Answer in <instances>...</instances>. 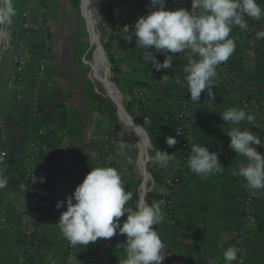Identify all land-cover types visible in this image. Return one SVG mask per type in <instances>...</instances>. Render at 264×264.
<instances>
[{"label":"crops","instance_id":"1","mask_svg":"<svg viewBox=\"0 0 264 264\" xmlns=\"http://www.w3.org/2000/svg\"><path fill=\"white\" fill-rule=\"evenodd\" d=\"M42 1L13 0L16 15L10 25L0 26V156L8 165V184L0 189V216L5 218L0 230V264H121V257L111 248L116 245L125 247L123 235L107 240L101 238L87 246L78 244L75 261L71 262L66 258L67 247L71 243L55 226L60 213L65 210H57L56 202L71 195L75 189L71 184L75 187L80 184L91 168L108 167V149L103 139L106 121L90 113L86 82L84 88L75 82L80 80L81 75L77 63L71 61L75 71L72 80L67 76L70 72L62 73L65 78L54 77L53 73L59 67L53 63H46L44 79L38 80V68L44 64L46 53V42L38 20L44 13ZM49 1L47 14L54 10L58 2ZM182 1L186 9L190 8V0ZM256 2L264 8V0ZM95 4L100 8L107 26L105 42L108 41L114 57L118 70L116 77L124 82L144 78L150 82L139 91L148 100L143 127L126 114L131 124L121 121L123 129L113 147L115 168L122 176L126 191L131 193L137 187L138 179H141L138 189L148 190L152 186L150 172L166 177L171 174L176 161L167 168L162 167L154 161V148L168 152L174 147L166 144V137H175L177 115L184 106L191 114L186 129L189 147L198 143L208 147L209 151H218L224 167L222 173L201 178L189 170L187 162L184 165L182 188L172 196L171 214L164 216L158 224L166 255L163 264H208V257L217 264L223 257V251L231 246L234 236L244 230L252 231L246 245L244 264H264V188L260 198L252 204L256 223L254 227L246 226L242 221V207L249 188L238 175L239 165L246 160L229 148L227 133L232 126L220 117L228 108H242L243 101L258 105L254 123L261 127L264 150V40H255L256 33L264 30V18L255 20L248 17L250 37L247 38L241 37L237 26H234L230 35L236 50L228 61L218 65L206 96L209 98L201 96L195 105L187 89L176 84L177 78L183 79L184 76L183 56L172 54L176 56L173 69L157 72L146 62L147 51L137 48L134 37L129 41L132 33L123 30L125 25L132 26L138 17L147 13L148 0H95ZM166 7L169 10L177 8L174 0H167ZM110 9H116L113 13V32L107 24V11ZM15 33L19 34L25 47V66L19 89L13 79L14 66L22 47ZM153 54L160 62L163 61L164 56ZM147 66L149 72L146 71ZM100 67L103 72L99 81L105 90L102 59ZM146 73L148 76H145ZM49 78L57 81L65 79L62 85L72 90L65 127L55 107L53 92L46 87ZM81 81L83 83L82 77ZM39 83L41 88L37 90ZM212 87L215 89L212 90ZM115 99L119 102L118 94ZM119 117L126 120L122 113ZM254 123L245 121L240 127L250 128L257 135ZM44 125L47 127L44 128ZM40 131L43 136L38 135ZM31 142H35L41 150L38 179L49 176V180L38 181L40 188H45L47 193L39 189L36 196L37 208L30 214L36 230L32 244L26 248L22 242L25 213L20 175L24 168L23 156ZM121 153H126V156L123 158ZM124 219L126 217H121V222ZM184 223L191 224V230L188 238L181 241ZM184 244H190L191 249Z\"/></svg>","mask_w":264,"mask_h":264},{"label":"clouds","instance_id":"2","mask_svg":"<svg viewBox=\"0 0 264 264\" xmlns=\"http://www.w3.org/2000/svg\"><path fill=\"white\" fill-rule=\"evenodd\" d=\"M166 4L167 0H149L147 13L138 17L132 26L125 25L123 30L132 33L129 41L134 37L136 47L147 51L145 59L157 72L173 69L176 56L172 54L183 56L184 76L177 78L176 84L186 88L191 102L197 105L201 94L212 85L217 66L228 61L236 50L230 35L234 26L248 29L245 17L261 20L264 8L256 0H190V8L174 10H169ZM15 15L13 0H0V26L10 25ZM255 40H264V30L256 33ZM153 52L164 56L163 61ZM220 117L232 126L227 133L229 148L246 160L239 165L238 175L250 190L264 188V153L256 148L262 146L261 140L250 128L240 127L245 121L251 124L254 117L236 107L226 109ZM177 135L181 134L177 132ZM177 143L175 137H166L169 147ZM154 152V161L165 168L176 159V153L155 148ZM187 164L189 170L201 178L224 171L219 152L209 151L198 143L191 144ZM7 170V163L0 156V189L8 184ZM36 180L34 177L33 182ZM39 180L44 182L43 177ZM131 198L132 193L126 191L116 168H91L71 195L56 202L57 210H65L55 226L73 246H87L101 238L107 240L123 235L127 254L121 264H163L164 244L153 226L164 219V201L142 203L132 211L126 206ZM121 217L126 219L121 222ZM238 251L236 247L224 250L225 264H233ZM208 264H215L211 257Z\"/></svg>","mask_w":264,"mask_h":264},{"label":"trees","instance_id":"3","mask_svg":"<svg viewBox=\"0 0 264 264\" xmlns=\"http://www.w3.org/2000/svg\"><path fill=\"white\" fill-rule=\"evenodd\" d=\"M66 1L69 3V5L76 12L79 13L81 21H83L85 15L88 13V10L84 6V3L81 4L80 0H66ZM49 2H50L49 0H43L42 1L41 6H42V10L44 12L47 11V9L49 7V5H48ZM107 17H108L107 24L113 32L115 30V28H114V20H115L114 18L115 17H114L112 9L107 11ZM247 23H248V20H247ZM44 29H45V32H47V34L49 35V29L48 28H44ZM82 30H83V33L85 34L86 33L85 25H82ZM103 48L105 50V54H106V56L108 58V62L110 64L111 81L118 87V89L122 95V103L121 104H122L124 112L128 116H130L132 119H135L138 122H140L141 126L143 127V120L147 114L146 105L148 103V100L146 98H144L143 96L139 99L136 98V96H137L136 93L143 90L150 82H148L147 79H145V78L142 80H133V81H128V82H124V81L120 80L119 78H117L116 75L118 73V70L115 66L113 54L110 53V45H109L108 41H106L104 43ZM99 51H100V55H101V50H99ZM147 55H148V53H146V56ZM146 62H148V61L146 60ZM146 71L149 72L148 66H147ZM150 73H152V72H150ZM145 76H148V74L146 73ZM49 83H50L51 90H52L53 95H54L55 107L58 110V113H59V116L61 119V124H62V126L65 127L67 124V120H68L67 119V114H68V111H67L68 107L67 106L70 103V97H69V95L65 94L64 90H62L63 89L62 85L59 84L57 80L49 78ZM211 89L214 90L215 87H214V89H213V87ZM208 90H209V88L207 89V93L204 96V98L207 96ZM86 96H87L88 103H89L90 113L94 114V115L101 116L106 121L105 126L107 127V129H109V130H107L108 131L107 135L109 136V139L106 141V145H107V149H108V153H107L108 154V167L115 168V157H114L113 147H114L116 139L118 138L119 134L122 132V129H123V124L119 120V118L117 117V107L114 104V102H112V100L101 98L96 93H94L90 87L87 88ZM206 98L208 99L209 97H206ZM43 127L45 128L47 126L44 125ZM103 136H104V132H103ZM165 152H166V150H165ZM168 152L173 153V148L171 150H169ZM186 162H187V160L180 163L179 165H175L173 167L174 173H172L171 176H177V178H178L177 183L175 185V191L182 188L183 167L186 164ZM37 165H38V169H39L40 159L37 161ZM150 176L152 179L151 190L141 191L140 188L138 189V186L141 183V179L137 180V187L131 192L132 198L128 202V204L126 205L132 211H135L137 209V207L142 203L152 204L154 202L160 201L164 197V194L161 193V190L164 189V187L166 186V176H161V175H159L157 173H153V172H150ZM20 179H21L22 184H24V183L26 185L29 184L28 181L24 179V176L22 174L20 175ZM44 180H49V176H48V178L46 176H44ZM34 186H36L35 189H42V186L40 188L39 184L34 185ZM43 189L45 191L44 193H47V190L45 188H43ZM35 199H36V195L31 198V201L33 204L31 211H35L37 208V203H36ZM162 211L164 214H166V209L164 206H162ZM174 224H177V222L174 221ZM178 224H179V222H178ZM182 225L183 226H182L181 241H185L189 236V232L191 230V224L184 223ZM153 227L159 233V236L161 238L158 224L154 225ZM34 230H36L35 223H34ZM244 232H247V230L246 231L244 230ZM238 236H239V234H236L234 236L230 247H235L234 242ZM184 247H186L187 249H191L190 244H184ZM111 249H113V251L118 256L121 257L122 261L126 258L127 253H126L125 247L123 248L121 246L116 245ZM217 264H224V258L222 257L221 260Z\"/></svg>","mask_w":264,"mask_h":264},{"label":"built area","instance_id":"4","mask_svg":"<svg viewBox=\"0 0 264 264\" xmlns=\"http://www.w3.org/2000/svg\"><path fill=\"white\" fill-rule=\"evenodd\" d=\"M149 2V0H148ZM174 3L176 4L177 8L179 7H184L185 5L183 3L182 0H174ZM113 13L116 12V9L112 10ZM246 21L248 20V17H245ZM237 31L239 33V35L241 37H250V30L249 28L246 30H242L239 28V26H237ZM17 38H18V42L21 45V50L22 52L18 55L17 59H16V71H15V85L16 88L19 89V87L22 84V78H23V69L25 66V61H24V55H25V48L24 46V41L21 39V37L19 36V34L15 33ZM44 64H41L38 68V80H42L44 79V73H45V69H44ZM218 69V66H217ZM216 69V72H217ZM228 80H232V78H228ZM46 87L48 89L51 90V86L50 83L48 82L46 84ZM41 88V84L39 83L37 85V90H39ZM207 93V89L204 91V93L201 94L202 97H204ZM143 96V92H139L138 93V99L141 98ZM36 104L34 103V106ZM258 105L252 103V102H247V101H243L242 102V108L248 113L251 114L253 117H256L257 112H258ZM36 110V109H35ZM34 115H36V113H34ZM190 111L187 107H183L181 108V110L179 111L178 115H177V127H176V131H175V137L178 141V143L176 145H174L173 147V153H176V163L177 165H179L180 163L186 161L189 157L190 154V147L186 138V129L189 126L190 123ZM254 123V120H253ZM255 128L257 130V135L261 140L262 146H256L257 151L258 152H262L264 153L263 150V138L261 136V132H260V125L258 123H254ZM109 129H107V127H104V141L106 142L109 139V136L107 135ZM177 132H179L181 135H177ZM39 136H43L42 132L40 131L38 133ZM39 147L35 142H31L28 145V151L26 150L24 156H23V163H24V168L22 171V175L24 176V179L28 181V185H26L25 183L22 184L21 183V187H20V192L21 195L23 197V204H22V208L24 211V217H23V224H24V228H23V238H22V242L24 247L28 248L33 240H34V234H35V230H34V220L31 218L30 214H31V209L33 207L31 198L33 196H37L39 194V189H35L36 186L38 184V165H37V161L40 159L39 158ZM172 173H174V171L171 172V174L169 176L166 177V186L164 187V197L160 200V201H164V204L162 206L165 207L166 209V214H164V216H170V208L172 205V196L173 194L176 192L175 191V185L177 183V176H171ZM37 178V180L35 182H33L34 177ZM71 187L74 188L75 185L72 183ZM148 190H151V187L148 188ZM261 189H257V190H250L248 189V193H247V197L243 202V207H242V211H243V223L247 226L250 225L252 227H254L255 223H256V219L254 217L253 211H252V204L253 202H255L257 199L260 198V193ZM5 223V218L4 216H0V230L3 226V224ZM173 224V222H171ZM252 236V231L247 230V232H240L239 236L235 239L234 242V246L239 250L238 251V256H237V260L235 262H233V264H244L245 261V256H246V245L248 243V241L250 240V237ZM77 246V245H76ZM76 246H73L72 244L68 245L67 247V252H66V258L67 260L74 262L75 261V255H76ZM225 264V262H224Z\"/></svg>","mask_w":264,"mask_h":264},{"label":"rangeland","instance_id":"5","mask_svg":"<svg viewBox=\"0 0 264 264\" xmlns=\"http://www.w3.org/2000/svg\"><path fill=\"white\" fill-rule=\"evenodd\" d=\"M89 1L94 6L97 14L96 26L94 28L88 25L89 13H87L83 21H81L79 13L73 10L66 0H58L54 7L55 11L51 10L48 14L46 12L40 14V18L38 20L46 42L44 66H47L48 63H53L54 66L59 67L57 71L59 74H57V72L53 73L54 77L58 75L59 77H64L62 73L65 74V72H67L68 74L70 72V75L67 76L72 80V78L75 77V71H73L74 68L71 66V61H74L75 64H78L82 75H80V80H75V82L83 88L86 82L87 86L90 87L98 96L104 99H110L106 94L108 91L107 88L105 87V90H103L99 81L100 74L103 72L100 67V60L104 59L107 64L106 67H108L109 70L107 79L110 83H113L111 81L110 67L107 62L108 58L103 48L107 37V26L100 8L95 4V0ZM86 9L88 10L87 7ZM85 22L86 28H88V33L86 32L84 34L82 25H85ZM44 28L49 29V35L45 32ZM94 33L99 35V43L103 50L102 51L100 49L102 56L100 55V51H95L96 47L98 49L100 45L94 47L91 43ZM15 71L16 68L14 69V73ZM81 77L83 79V83L81 81ZM14 79L13 82H15ZM62 81H65V79H58V83L61 85L63 84ZM62 87L65 94L70 95V91L72 90L68 89L67 86L64 87V85H62ZM71 96H73L72 93ZM121 155L124 158L126 153H121ZM40 157L41 150L39 149V158Z\"/></svg>","mask_w":264,"mask_h":264},{"label":"bare ground","instance_id":"6","mask_svg":"<svg viewBox=\"0 0 264 264\" xmlns=\"http://www.w3.org/2000/svg\"><path fill=\"white\" fill-rule=\"evenodd\" d=\"M80 2H81V4H83L84 3V5L88 8V13H89V18H88V25L90 26V27H92V28H94L95 26H96V20H97V14H96V11H95V8H94V6L91 4V2L89 1V0H80ZM72 8V7H71ZM73 9V8H72ZM74 10V9H73ZM86 16V15H85ZM88 29V28H87ZM91 43L93 44V46L95 47V46H98V45H100V43H99V35L98 34H95L94 33V35H93V37H92V41H91ZM92 46V45H91ZM100 50V48L98 47V49H97V47H96V49H95V51H99ZM94 59V58H93ZM102 62H103V64H104V68H105V74H104V81H105V85H106V87H107V92H109V94H110V97L111 98H113L112 100L113 101H115L116 99H115V97H116V95H117V93H116V91L115 90H113V88H112V86H111V84L108 82V79H107V73H106V61L103 59L102 60ZM106 92V93H107ZM108 94V93H107ZM108 94V95H109ZM116 102V101H115ZM116 103H118V102H116ZM118 112H119V116H120V113H122L123 114V112L118 108ZM124 115V114H123ZM125 116V115H124ZM121 118V117H120ZM125 118H126V116H125ZM122 119V118H121ZM122 121L125 123V124H129V122H128V120H127V118H126V120H123L122 119Z\"/></svg>","mask_w":264,"mask_h":264},{"label":"water","instance_id":"7","mask_svg":"<svg viewBox=\"0 0 264 264\" xmlns=\"http://www.w3.org/2000/svg\"><path fill=\"white\" fill-rule=\"evenodd\" d=\"M85 31L87 32L86 22H85ZM87 33H88V32H87ZM99 48L102 50L101 45L99 46ZM102 51H103V50H102ZM103 54H104V52H103ZM106 68H107V67H106ZM106 73L109 74V70H108V68L106 69ZM108 82H109V81H108ZM109 83H110V82H109ZM110 84H111L113 90L116 91V93L118 94V97H119V102L116 103L115 101L112 100V98H111L110 96L107 95V96L110 98V100H112V102H114V104H115L116 107H117V117L119 118L120 121H122V119L119 117V112H118V108H119V109L123 112V114L126 116L128 122H129V124H131V120H130V118L126 115V113L124 112V110H123V108H122V105H121L122 97H121L120 92L118 91L117 87H116L113 83H110ZM122 122H123V121H122ZM133 126H135V125H133ZM140 205H141V204H140ZM140 205H139V206H140Z\"/></svg>","mask_w":264,"mask_h":264}]
</instances>
